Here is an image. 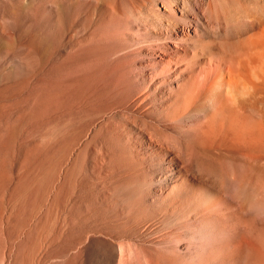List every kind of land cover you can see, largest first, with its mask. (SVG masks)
I'll return each instance as SVG.
<instances>
[{
  "label": "rangeland",
  "instance_id": "1",
  "mask_svg": "<svg viewBox=\"0 0 264 264\" xmlns=\"http://www.w3.org/2000/svg\"><path fill=\"white\" fill-rule=\"evenodd\" d=\"M163 2L177 5L0 0V264H237L261 176L235 190L152 149L141 131L164 124L161 103L132 104L140 83L125 88L122 59L115 86L114 19L157 24ZM181 170L217 183L212 205L168 185Z\"/></svg>",
  "mask_w": 264,
  "mask_h": 264
},
{
  "label": "bare ground",
  "instance_id": "2",
  "mask_svg": "<svg viewBox=\"0 0 264 264\" xmlns=\"http://www.w3.org/2000/svg\"><path fill=\"white\" fill-rule=\"evenodd\" d=\"M176 1L174 8L158 5L159 22L145 28L114 19V34L123 38L115 86L122 59L125 88L132 76L140 83L132 104L150 115L155 101L161 103L164 124L141 131L152 149L172 161L186 157L207 174L226 175L231 189L244 177L261 176L254 222L244 227L234 258L237 264H264V0ZM189 176L181 170L168 185L183 190L189 184L196 202L210 205L217 183Z\"/></svg>",
  "mask_w": 264,
  "mask_h": 264
}]
</instances>
